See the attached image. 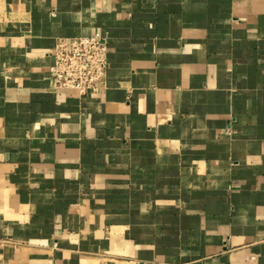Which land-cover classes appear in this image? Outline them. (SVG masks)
<instances>
[{"label": "crops", "instance_id": "0c3cea01", "mask_svg": "<svg viewBox=\"0 0 264 264\" xmlns=\"http://www.w3.org/2000/svg\"><path fill=\"white\" fill-rule=\"evenodd\" d=\"M0 264H264V0H0Z\"/></svg>", "mask_w": 264, "mask_h": 264}, {"label": "built area", "instance_id": "2783aa9c", "mask_svg": "<svg viewBox=\"0 0 264 264\" xmlns=\"http://www.w3.org/2000/svg\"><path fill=\"white\" fill-rule=\"evenodd\" d=\"M48 72L55 89L74 90L80 96L106 85L107 40L100 34L59 39L53 49Z\"/></svg>", "mask_w": 264, "mask_h": 264}]
</instances>
